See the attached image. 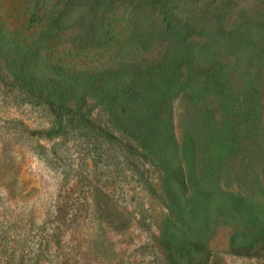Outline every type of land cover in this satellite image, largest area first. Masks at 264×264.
I'll return each instance as SVG.
<instances>
[{
	"label": "rangeland",
	"instance_id": "rangeland-1",
	"mask_svg": "<svg viewBox=\"0 0 264 264\" xmlns=\"http://www.w3.org/2000/svg\"><path fill=\"white\" fill-rule=\"evenodd\" d=\"M1 234L12 264H264V0H0Z\"/></svg>",
	"mask_w": 264,
	"mask_h": 264
},
{
	"label": "trees",
	"instance_id": "trees-1",
	"mask_svg": "<svg viewBox=\"0 0 264 264\" xmlns=\"http://www.w3.org/2000/svg\"><path fill=\"white\" fill-rule=\"evenodd\" d=\"M189 26V31H194L195 27L193 25H186ZM197 33V32H196ZM192 55H186V66H191L194 65V59ZM218 60V59H216ZM215 59H210L207 60L201 65L199 68V73L198 71H195L192 73V75L199 74V76L203 79V82H205L208 86L218 90L219 92L224 91V87L227 84V81L229 80V74L228 73H223L222 65L219 61H216ZM133 94L130 93L129 98H132ZM157 112L162 111V106H159L156 108ZM195 245L193 244V247ZM10 250H11V245L8 241V238L3 236V234L0 235V264H12L11 260V255H10ZM196 250H194L195 252ZM193 252L190 254V261L189 264H193V257H194ZM38 255V254H37ZM38 260H35L33 262L34 264H40L38 263ZM18 264H32L29 260H25L23 257L20 259ZM47 264H66L65 262H60V263H52L48 262Z\"/></svg>",
	"mask_w": 264,
	"mask_h": 264
}]
</instances>
